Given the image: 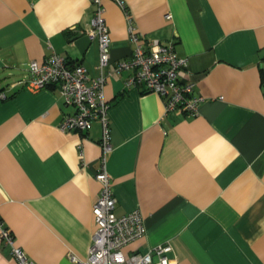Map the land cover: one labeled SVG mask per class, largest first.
Here are the masks:
<instances>
[{
  "label": "crops",
  "instance_id": "obj_1",
  "mask_svg": "<svg viewBox=\"0 0 264 264\" xmlns=\"http://www.w3.org/2000/svg\"><path fill=\"white\" fill-rule=\"evenodd\" d=\"M121 1L102 0L110 67L131 56V20L187 59L205 98L195 115H164L129 71L107 79L114 213L137 210L145 227L123 254L168 243L174 264H264V0ZM92 15L91 0H0V219L36 264L88 258L100 126L61 130L73 108L55 87L25 88L26 65L55 52L96 75ZM0 264H18L1 238Z\"/></svg>",
  "mask_w": 264,
  "mask_h": 264
},
{
  "label": "built area",
  "instance_id": "obj_2",
  "mask_svg": "<svg viewBox=\"0 0 264 264\" xmlns=\"http://www.w3.org/2000/svg\"><path fill=\"white\" fill-rule=\"evenodd\" d=\"M115 1L123 4L121 0ZM91 4L93 15L86 33L98 42L97 74L91 75L82 64H67L65 58L52 52L41 62L31 60L27 63V80L23 85L32 92L44 87L58 90L64 104L73 108V112L66 114L61 121V130L87 132L95 121L100 126L98 143L101 166L95 178L101 187L91 209L96 226L88 248V258L78 264H174L167 257L172 251L168 243L128 256L122 252L124 246L143 236L145 227L137 210L122 215L114 213L115 198L105 167L112 144L108 103L103 88L114 72L127 70L129 74L125 85L141 86L144 91L158 94L163 99L164 115L177 110L184 115H195L205 98L194 93V82L187 75V59L176 56L170 43L155 39L142 42L131 20L128 25L130 40L134 43L131 56L115 61L114 67H110V36L103 17L102 0H91ZM1 97L3 94H0ZM0 238L3 244L10 247L18 264H36L14 245L13 234L1 219ZM71 259L76 261L73 257Z\"/></svg>",
  "mask_w": 264,
  "mask_h": 264
},
{
  "label": "trees",
  "instance_id": "obj_3",
  "mask_svg": "<svg viewBox=\"0 0 264 264\" xmlns=\"http://www.w3.org/2000/svg\"><path fill=\"white\" fill-rule=\"evenodd\" d=\"M67 64H71L70 62L67 61ZM45 88V87H44ZM44 88H41V89H44ZM72 108V107H71Z\"/></svg>",
  "mask_w": 264,
  "mask_h": 264
}]
</instances>
